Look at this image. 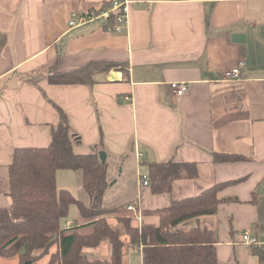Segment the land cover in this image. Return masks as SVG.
<instances>
[{"label": "crops", "instance_id": "crops-1", "mask_svg": "<svg viewBox=\"0 0 264 264\" xmlns=\"http://www.w3.org/2000/svg\"><path fill=\"white\" fill-rule=\"evenodd\" d=\"M106 1L0 0V207L11 205L14 148L50 144L57 103L79 135L76 152L107 154L114 183L104 200L119 195L126 202L114 205L128 210L134 203L137 223L157 226L160 217L143 211L226 184L216 213L181 227L214 229L219 264H264V0H129V22L121 32L106 30L103 20L70 25L74 13ZM94 61L124 64L128 76L114 67L98 73L92 87L25 78L51 66L66 72ZM241 62L242 77L226 80L224 71ZM172 81L187 82L189 92L176 96ZM212 152L244 159L214 161ZM170 159L198 162L199 176L155 194L139 182L140 165L147 169ZM108 218L125 233L116 218ZM73 220L80 222L75 215ZM244 232L257 245L247 246ZM86 252L108 257L111 248ZM142 255V247H129L124 262L143 264ZM7 263L20 264L19 255L1 251L0 264Z\"/></svg>", "mask_w": 264, "mask_h": 264}, {"label": "trees", "instance_id": "trees-1", "mask_svg": "<svg viewBox=\"0 0 264 264\" xmlns=\"http://www.w3.org/2000/svg\"><path fill=\"white\" fill-rule=\"evenodd\" d=\"M110 4L107 0L103 5ZM120 68L125 77V65L94 61L76 70L57 71L51 66L25 78L32 82L41 76L52 84H85L98 81L96 75ZM59 122L52 127V140L45 147H16L9 167L11 196L9 208L0 207V252L18 254L20 264L44 258L48 264H125L124 255L129 247H142L143 264H219L215 230L196 226L183 228L181 224L201 215H213L223 200L218 197L226 184L216 183L198 196L173 201L169 207L145 210L160 217V223L138 224L135 213L125 205L108 207L103 203L107 189L114 181L107 176L108 161H101L97 152L78 153L74 131L68 112L57 103ZM99 145L104 134L100 129ZM214 161H239L244 158L233 154L212 152ZM81 171L82 186L90 196L89 202L77 198L73 191L59 188V170ZM149 186L152 192L172 190L173 182L183 178H197L198 162H154L149 165ZM78 207V224L68 226L71 208ZM108 217L116 218L124 227L121 232L113 227ZM65 221V225H64ZM107 244L108 257H90L88 249Z\"/></svg>", "mask_w": 264, "mask_h": 264}, {"label": "built area", "instance_id": "built-area-1", "mask_svg": "<svg viewBox=\"0 0 264 264\" xmlns=\"http://www.w3.org/2000/svg\"><path fill=\"white\" fill-rule=\"evenodd\" d=\"M130 4L129 0H112L110 4L102 8H92L89 11L74 13L72 18L69 20L71 26H78L94 20H103L106 25V30L121 32V30L128 24V14H129ZM245 63L241 62L238 66L227 69L225 72V79L231 82H236L243 75V69ZM170 88L173 93L180 97L187 94L190 90L188 83L185 81H172L170 82ZM139 182L142 185H149V175L147 173H139ZM130 210H136L134 203L129 202L127 204ZM139 220L141 217L136 216ZM75 221L71 219L68 221V226L74 224ZM243 242L247 246H255L259 242L257 238L250 235L249 232L243 233Z\"/></svg>", "mask_w": 264, "mask_h": 264}, {"label": "rangeland", "instance_id": "rangeland-1", "mask_svg": "<svg viewBox=\"0 0 264 264\" xmlns=\"http://www.w3.org/2000/svg\"><path fill=\"white\" fill-rule=\"evenodd\" d=\"M104 26L106 28V25H104ZM140 172L141 173H148V168L146 169V165L145 166L140 165L139 173ZM127 173L128 172H126V174ZM80 174H81V171L76 172V171L71 170V169L60 170L57 173V184H58L59 188L68 189V187H66V186L73 187L71 189H74L78 199L80 198V200H82V199L85 200V198H88L86 202H89L90 196H89L88 192L82 186V176ZM119 198H120L119 195H117L116 198L114 197L113 199H110V198L106 199V197H105V200L103 199L104 200L103 202H105V204H107L108 206H111V207L115 204V202H121L122 204L126 202V201H122V199H119ZM115 200H117V201H115ZM73 214L78 218V207L75 204L71 208V212H70V216H69L70 219L71 218L73 219V216H74ZM114 224H112L113 227H114ZM13 255H15V254H13ZM7 264H13V263H7ZM26 264H28V262ZM32 264H47L46 258L34 261V262H32Z\"/></svg>", "mask_w": 264, "mask_h": 264}, {"label": "water", "instance_id": "water-1", "mask_svg": "<svg viewBox=\"0 0 264 264\" xmlns=\"http://www.w3.org/2000/svg\"><path fill=\"white\" fill-rule=\"evenodd\" d=\"M99 155H100V160L101 161H105L106 160V158H107V154H106V152L105 151H100L99 152ZM28 264H31L30 262H28Z\"/></svg>", "mask_w": 264, "mask_h": 264}]
</instances>
